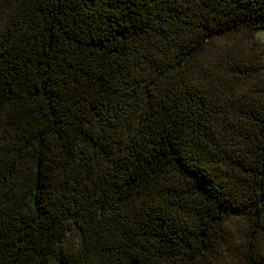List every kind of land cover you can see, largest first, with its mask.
<instances>
[{"label":"trees","instance_id":"16d2710c","mask_svg":"<svg viewBox=\"0 0 264 264\" xmlns=\"http://www.w3.org/2000/svg\"><path fill=\"white\" fill-rule=\"evenodd\" d=\"M264 0H0V264H264Z\"/></svg>","mask_w":264,"mask_h":264},{"label":"rangeland","instance_id":"374dc122","mask_svg":"<svg viewBox=\"0 0 264 264\" xmlns=\"http://www.w3.org/2000/svg\"><path fill=\"white\" fill-rule=\"evenodd\" d=\"M254 35L264 46V29L256 30Z\"/></svg>","mask_w":264,"mask_h":264}]
</instances>
